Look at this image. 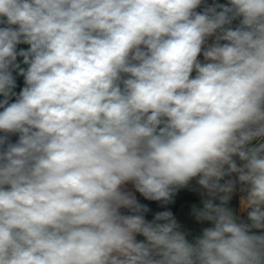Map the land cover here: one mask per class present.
<instances>
[{
  "label": "clouds",
  "instance_id": "9594fccd",
  "mask_svg": "<svg viewBox=\"0 0 264 264\" xmlns=\"http://www.w3.org/2000/svg\"><path fill=\"white\" fill-rule=\"evenodd\" d=\"M0 264H264V0H0Z\"/></svg>",
  "mask_w": 264,
  "mask_h": 264
},
{
  "label": "trees",
  "instance_id": "16d2710c",
  "mask_svg": "<svg viewBox=\"0 0 264 264\" xmlns=\"http://www.w3.org/2000/svg\"><path fill=\"white\" fill-rule=\"evenodd\" d=\"M194 200H195V196L192 193L187 192L186 190H183V191H181L177 195V197H176V203L174 205H170L169 207L171 208V210L173 211V213L176 214L181 204L187 203V202H192ZM143 202L149 203L150 204V207L154 211H156V210H163V209H160L155 202H147V201H143ZM233 203H235V201ZM149 218H151V215H149Z\"/></svg>",
  "mask_w": 264,
  "mask_h": 264
},
{
  "label": "crops",
  "instance_id": "0c3cea01",
  "mask_svg": "<svg viewBox=\"0 0 264 264\" xmlns=\"http://www.w3.org/2000/svg\"><path fill=\"white\" fill-rule=\"evenodd\" d=\"M18 88L17 91H19V87L23 86V81L22 78L18 79ZM195 196V200L192 202H187V203H183L180 205L178 211H177V215H178V219H180L182 222H184L185 224H187L189 227H193L195 226L193 221L190 219L188 213L190 212V206L192 203H198V197L193 194ZM198 227V226H196Z\"/></svg>",
  "mask_w": 264,
  "mask_h": 264
}]
</instances>
